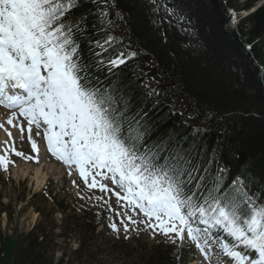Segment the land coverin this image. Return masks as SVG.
Listing matches in <instances>:
<instances>
[{"label": "snow or ice", "instance_id": "6c2138e0", "mask_svg": "<svg viewBox=\"0 0 264 264\" xmlns=\"http://www.w3.org/2000/svg\"><path fill=\"white\" fill-rule=\"evenodd\" d=\"M89 3L88 15L97 17L91 26L86 16L73 15L77 0H0V105L13 110L8 123L23 117L36 136L43 128L48 151L75 165L89 188L99 186L117 204L138 210L146 218L139 223L173 243L188 239L202 252L216 245L228 264H264V191L251 195L241 176L225 178L216 150L200 142L199 124L187 135H157L145 109L161 103L159 84L150 73L132 81L122 72L139 53L111 32L121 13L112 18L109 0ZM151 3L154 12L163 8L162 20L186 31L179 4ZM109 227L116 230L115 223Z\"/></svg>", "mask_w": 264, "mask_h": 264}, {"label": "trees", "instance_id": "16d2710c", "mask_svg": "<svg viewBox=\"0 0 264 264\" xmlns=\"http://www.w3.org/2000/svg\"><path fill=\"white\" fill-rule=\"evenodd\" d=\"M109 2L114 4L112 18L117 12L122 16L115 20L112 34L139 53L127 67L121 66L122 72L132 81L141 71L150 73L162 90L161 103L153 110V100L145 109L157 135H187L190 125L199 124L200 142L209 151L216 150L225 178L241 176L249 184L246 190L259 196L264 191V0H170L173 6L180 5L186 31L162 20L163 8L154 12L151 0ZM158 2L163 5L169 0ZM77 3L73 15L86 16L91 26L97 19L88 15L94 11L92 4L89 0ZM241 11L246 14L240 16ZM231 12L238 16L235 27H231ZM250 177L256 179L254 185ZM7 209L0 195V215ZM59 209L63 211L62 206ZM92 221L81 231L82 246L68 255L62 252L56 262L48 250L45 225L37 223L14 238L0 229V264H67L81 256L85 241L97 237L95 229L101 220ZM158 249L150 250L144 264L177 262L170 247L164 252Z\"/></svg>", "mask_w": 264, "mask_h": 264}, {"label": "rangeland", "instance_id": "374dc122", "mask_svg": "<svg viewBox=\"0 0 264 264\" xmlns=\"http://www.w3.org/2000/svg\"><path fill=\"white\" fill-rule=\"evenodd\" d=\"M239 15L244 16V11ZM233 18L237 23L238 16ZM7 115L10 116L9 113ZM12 122L8 126V122L5 124V121L0 120V125H3L0 127L3 132H0V157H4L0 163V195L1 202L8 207V212L0 215V229L4 236L14 238L18 233L29 231L37 223L45 225L48 250L56 262L62 252L68 255L69 251L82 246L83 227L86 223L93 224V218L95 221L99 218L102 227L98 225L95 229V240L85 241L81 256L67 260V264H144L152 250L159 248L160 252H164L165 246L173 243L158 229L146 228L139 223L140 219L146 218L138 210L133 213L131 209L125 208L124 201L117 204L116 196L102 192L99 186L89 188L79 171L52 156L48 157L50 153L47 154L49 151L43 145H37L36 151L39 153L36 155L21 133V130H25V120L18 117L13 118ZM35 131L34 127L29 133L34 134ZM37 168L43 173L38 178L35 176ZM96 179L103 182L100 177ZM87 181L91 184L92 175L87 177ZM108 186L114 187L110 181ZM100 197L102 199H98ZM60 206L63 211L59 209ZM128 215L137 220L138 228L137 224L127 219ZM122 220L129 225L127 233ZM112 223L116 224L115 231L109 227ZM174 245L172 254L182 248L183 258L175 264H224V260H219L215 254L214 245H209L207 252L200 251L195 242L188 239H176Z\"/></svg>", "mask_w": 264, "mask_h": 264}, {"label": "bare ground", "instance_id": "6f19581e", "mask_svg": "<svg viewBox=\"0 0 264 264\" xmlns=\"http://www.w3.org/2000/svg\"><path fill=\"white\" fill-rule=\"evenodd\" d=\"M1 107H0V118H2V119H0L1 121H5V124L8 122V108H5L3 105H0ZM21 118V117H20ZM15 119V118H14ZM24 119V118H23ZM13 123V122H12ZM8 126H9V123H8ZM7 126V127H8ZM28 127H29V125L27 124V122L25 121V130H28ZM10 128V127H9ZM7 132H9V130H6ZM1 132V131H0ZM2 134H3V132H1ZM10 133H11V131H10ZM50 153V152H49ZM73 167H74V169H76L75 168V165H72ZM76 171H78V170H76ZM72 173V172H71ZM43 173H42V171L39 169V168H37L36 170H35V176H36V178H38L37 176H41ZM59 174H61V173H59Z\"/></svg>", "mask_w": 264, "mask_h": 264}]
</instances>
